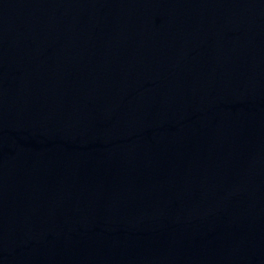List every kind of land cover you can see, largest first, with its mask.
Masks as SVG:
<instances>
[{"label":"water","instance_id":"1","mask_svg":"<svg viewBox=\"0 0 264 264\" xmlns=\"http://www.w3.org/2000/svg\"><path fill=\"white\" fill-rule=\"evenodd\" d=\"M0 264H264V0H0Z\"/></svg>","mask_w":264,"mask_h":264}]
</instances>
